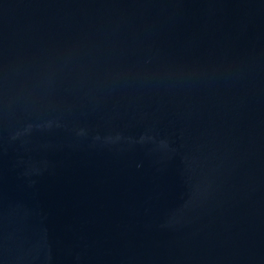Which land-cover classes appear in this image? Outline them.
Wrapping results in <instances>:
<instances>
[{
  "label": "water",
  "instance_id": "obj_1",
  "mask_svg": "<svg viewBox=\"0 0 264 264\" xmlns=\"http://www.w3.org/2000/svg\"><path fill=\"white\" fill-rule=\"evenodd\" d=\"M0 264H264V0H0Z\"/></svg>",
  "mask_w": 264,
  "mask_h": 264
}]
</instances>
